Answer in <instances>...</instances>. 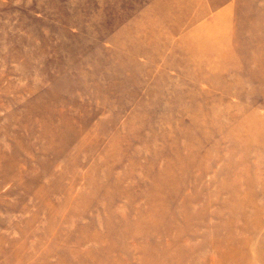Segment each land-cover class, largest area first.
I'll list each match as a JSON object with an SVG mask.
<instances>
[{
  "label": "rangeland",
  "instance_id": "obj_1",
  "mask_svg": "<svg viewBox=\"0 0 264 264\" xmlns=\"http://www.w3.org/2000/svg\"><path fill=\"white\" fill-rule=\"evenodd\" d=\"M0 264H264V0H0Z\"/></svg>",
  "mask_w": 264,
  "mask_h": 264
}]
</instances>
